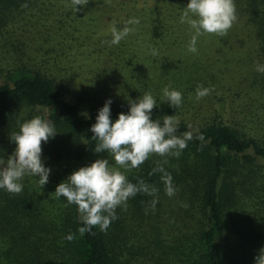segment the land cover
<instances>
[{
    "label": "trees",
    "instance_id": "16d2710c",
    "mask_svg": "<svg viewBox=\"0 0 264 264\" xmlns=\"http://www.w3.org/2000/svg\"><path fill=\"white\" fill-rule=\"evenodd\" d=\"M188 3L162 1L148 12H134L149 17L138 45L148 55L142 59L160 66V76L176 78L172 89L183 97L194 92V98L198 85L212 89L197 108L187 103L189 97L170 108L159 102L162 92L144 87L157 98L154 120L175 115L176 135L193 133L179 158L168 157L163 165L176 194L166 195L163 174L153 172L163 158L153 155L127 178L156 186L157 195L138 193L126 210L116 209L118 218L106 232L94 227V235H80L84 224L77 206L54 192L80 167L113 160L94 152L98 141L90 128L108 99L115 122L118 114L128 113L129 100L142 96L130 74L138 60L129 57L131 47L138 48L136 40L131 33L113 48L84 35L80 12L67 0H0V159L6 162L15 151L10 135L26 120H51L58 133L42 144L41 159L51 169L42 189L39 177L32 176L21 181L19 194L0 189V264H255L264 248V73L256 70L264 65V0H234L237 20L219 37V44L226 39L220 51L228 40L229 49H241L239 77L228 61L224 71L203 69L204 54L194 57L198 69L189 65L193 70L183 71L192 32L171 19ZM180 26L183 30L176 31ZM201 37L198 45L208 41ZM174 49L180 52L175 61L169 53Z\"/></svg>",
    "mask_w": 264,
    "mask_h": 264
},
{
    "label": "clouds",
    "instance_id": "9594fccd",
    "mask_svg": "<svg viewBox=\"0 0 264 264\" xmlns=\"http://www.w3.org/2000/svg\"><path fill=\"white\" fill-rule=\"evenodd\" d=\"M89 0H71L74 11L77 6H86ZM26 6V5H25ZM237 20L234 0H189L183 11L180 22L187 23L194 31L188 45L190 53H197V39L204 34H214L219 37L227 35ZM140 19L133 17L126 21L122 29H118L113 22L111 29L112 39L105 41L111 47L119 45L129 34L136 31L129 25H139ZM152 55H157L155 49ZM146 67V66H145ZM256 70L264 73V65L257 64ZM212 89L198 85L196 100L211 94ZM183 96L171 85L162 89L160 103H167L170 108H179ZM111 99L99 109L96 122L91 126L92 139L98 141L95 153H108L114 160L115 166H110L107 158L96 159L89 166L80 167L72 172L65 181L56 187L54 195L57 199L64 197L69 205H76L80 219L84 226L78 229L80 235L85 233L94 235V227L106 232L112 221L118 217V207L127 209V202L138 193L155 197L158 189L143 180L134 184L127 178L126 172L138 169L151 156L156 155L162 159L157 162L153 172L162 173L161 179L165 184V193L170 198L176 194V187L170 173L165 171L163 165L168 163V157L179 158L189 141L193 140L192 132L176 135L180 120L175 115H166L163 122L152 118V110L157 107V98L152 92H145L137 100H129L127 114L121 112L113 122L111 119ZM58 133L54 123L40 116L24 121L19 131L10 135V140L16 145L15 151L6 162L0 159V189L11 194L23 191L21 181L25 176L39 177L36 179L40 189L49 181L50 168L45 167L42 157V144L54 138ZM196 139L204 140L202 134ZM123 169L124 171H121ZM156 199L151 201L154 210ZM187 207L186 204L182 205ZM74 237L69 235L71 241ZM255 264H264V248L260 249L255 257Z\"/></svg>",
    "mask_w": 264,
    "mask_h": 264
},
{
    "label": "rangeland",
    "instance_id": "374dc122",
    "mask_svg": "<svg viewBox=\"0 0 264 264\" xmlns=\"http://www.w3.org/2000/svg\"><path fill=\"white\" fill-rule=\"evenodd\" d=\"M68 3L71 5V0H67ZM90 2L86 5L83 6L79 12V19L82 20L80 23V28L82 30V33L92 35L93 39H102L104 41H110L112 39V34H111V29L113 27V22H115V26L118 29H122L125 26L126 21L129 19L136 17L140 19L139 25H129V27H134L136 29L135 32L132 33L131 39L136 40L135 45L138 47V45L142 44V36L144 35L145 32L144 27H150L148 25V19L149 17L144 14L136 13L134 12L139 9H147V12L151 7L157 6L160 4L162 1L166 2H172L176 0H89ZM83 12V13H82ZM179 12L182 13L181 10ZM133 16V17H132ZM166 18H169L166 17ZM180 15H176L175 17H172L171 22H175V24H187V23H181L180 22ZM144 20V21H142ZM145 22V23H144ZM175 26V27H177ZM176 31L183 30L182 27L180 26L179 28H175ZM189 32H192L191 35L194 34V31L191 29ZM202 36V35H201ZM199 36L201 39L202 37ZM203 37L208 39L207 42L202 41V44L198 45L197 48L200 53H190L188 52V58H184V65H183V71L188 69L193 70L189 67L192 66L193 68L198 69L199 66V60L198 65L196 64V60L194 57L198 56H205V59L202 58L203 64L201 65L203 69H209L211 72L214 71L215 73L218 70L224 71V69H228L225 65V62L228 61L231 64L228 66L230 72H233L235 74H238L239 77L241 73H243V62L239 60V56H243V53L240 48L235 49H229V46L231 45V41L228 40V43L225 45L221 51L219 48L222 46V44L225 42L226 39H223V41L219 44L220 39L219 36L217 37L218 39L214 41L216 38L213 34H204ZM200 38L198 39V42H200ZM130 39V40H131ZM212 40V42H211ZM174 47H179V45H173ZM116 47V45H113V48ZM130 47V45H128ZM127 47V48H128ZM172 51H177L175 55L173 54ZM107 54L106 52H104ZM170 55L172 56V59L175 61L177 57L180 55V52H178V49H174L169 51ZM144 49L143 48H132L130 49V55L129 57L132 58H137L138 60L132 64V71L130 74L135 75V77H131L132 82L134 85L137 87V92L143 95L144 93V87L150 88V89H155L157 93L162 92V89L165 87L166 84H172L174 82V77L171 75L166 78L165 75L160 76L161 74V69L160 66L158 65H151L149 63L150 61L146 62L149 64L144 63V59L142 57L147 58L148 55L144 54ZM209 56V58H208ZM110 57L106 55L105 60L107 61ZM181 60H178L180 62ZM140 63V64H139ZM105 64V67L108 66L107 62L103 63ZM146 66V67H145ZM200 67V66H199ZM200 70V69H199ZM202 71V70H201ZM237 72V73H236ZM223 74V72H222ZM145 75V76H144ZM185 75V74H184ZM160 83V84H159ZM159 85L160 87H157ZM192 85V84H191ZM142 89V90H140ZM194 92L193 94H188L183 97V102H186V98H188L187 103L192 102V106L194 105L195 108L199 106L198 101L196 98H194ZM112 158V157H111ZM110 166H115L114 160L110 161ZM2 166V165H1ZM3 167H5L3 165ZM121 171H124L121 169ZM130 171L126 172V175ZM31 177V176H30Z\"/></svg>",
    "mask_w": 264,
    "mask_h": 264
}]
</instances>
